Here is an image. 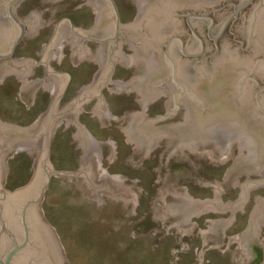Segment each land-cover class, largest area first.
<instances>
[{
  "label": "water",
  "instance_id": "water-1",
  "mask_svg": "<svg viewBox=\"0 0 264 264\" xmlns=\"http://www.w3.org/2000/svg\"><path fill=\"white\" fill-rule=\"evenodd\" d=\"M22 1L0 0V264H68L42 206L56 174L79 176L90 202L104 205L98 193L105 192L125 207L133 205L138 216L133 187L121 176L108 177L116 192L95 186L92 159L100 163L104 145H110L114 160L118 144L98 142L78 115L98 99L91 117H99L101 127L125 119L127 145H136L141 162L161 142H167L162 159L168 154L169 162L172 156L233 159L223 187L233 179L239 203H220L218 189L216 200L192 199L184 188V195L178 189L167 194L173 201L160 214L156 209L160 223L182 216L172 227L186 225L190 232L182 237L188 239L198 228L192 219L230 213L210 220L207 234L200 232L202 245L213 242L220 249L226 228H235V216L246 214L249 193L264 190V91L256 86L264 82V0H254L216 41L217 49L206 37L209 21L196 22L213 54L200 55L196 64L181 54V47L200 50L182 15L216 11L215 36L226 18L216 6L224 0H26L16 9L25 35L13 14ZM251 1L244 0L222 30ZM205 17L186 16L189 24ZM89 30L93 39L82 43L79 34ZM244 72L257 79L240 87ZM64 117H70L68 128H76L85 156L77 173L52 169L50 139ZM235 245L245 264H264V200Z\"/></svg>",
  "mask_w": 264,
  "mask_h": 264
},
{
  "label": "rangeland",
  "instance_id": "rangeland-1",
  "mask_svg": "<svg viewBox=\"0 0 264 264\" xmlns=\"http://www.w3.org/2000/svg\"><path fill=\"white\" fill-rule=\"evenodd\" d=\"M96 103L99 99L79 117L98 142L118 143L114 160L110 145H104L99 173L121 176L126 186L133 187L138 216H133V205L125 207V202L118 203L105 192L98 193L104 197V205L90 202L79 176H52L42 206L68 264H245L239 245H231L249 229L259 199L264 200V190L249 193L246 214L235 216V228H226L220 249L213 242L202 245L201 233H208L210 220L227 219L230 213L192 219L198 228H192L189 239L182 237L189 228L172 227L182 223V216L160 223L156 209L160 214L173 201H167V194L178 189V195H184V188L192 199L216 200L218 189L220 203H239L241 191L235 190L233 179L223 187L233 159L223 163L222 154L215 156V162L210 157L172 156L169 162L168 154L162 159L167 142H161L158 151L141 162L136 145H127L125 119L101 127L99 117H91ZM64 120L55 139H50L52 169L77 173L83 169L79 157L84 154L75 141L76 128H68L70 117ZM94 181L95 186L106 189L95 176Z\"/></svg>",
  "mask_w": 264,
  "mask_h": 264
},
{
  "label": "flooded vegetation",
  "instance_id": "flooded-vegetation-1",
  "mask_svg": "<svg viewBox=\"0 0 264 264\" xmlns=\"http://www.w3.org/2000/svg\"><path fill=\"white\" fill-rule=\"evenodd\" d=\"M11 1V0H10ZM24 1H26V0H23L20 4H18L15 8H14V12H13V14H14V16L22 23V27H23V29H24V35H25V25H24V22L21 20V19H19L18 17H17V14H16V9L19 7V5H21ZM244 0H240L239 2H238V4H231L230 2H228V0L226 1V0H224L223 1V3L222 4H219V5H217L216 7H219L217 10L218 11H224L225 12V14H226V18H225V20H224V22L222 23V25L220 26V29H219V31L217 32V34H215V36H213V33H214V28H215V24H216V22H215V18H214V16H215V13H216V11H214V10H210V11H205V12H198V11H195V12H186V13H184L182 16L184 17V20H185V23L187 24V28H188V30H189V32L193 35V37L198 41V43L200 44V50H199V52H195V53H190V52H187L183 47H181L182 48V50H181V54L182 55H184L185 57H189V58H191V59H193L194 60V63L196 64L197 62H196V58L197 57H199L200 55H206V53H207V55H211L212 53H210V52H208V51H206V48H205V38L203 37V36H201L197 31H196V28H195V23L196 22H198V21H209V24H208V27H207V29H206V31H207V33H206V37H207V39L208 40H211L215 45H214V48L215 49H217V44H216V41L217 40H220L223 36H225V33L227 32V31H229L230 29L229 28H231V26L233 25V23L234 22H236L238 19H239V17L240 16H242V14H244L248 9H250V8H252L253 7V2H254V0H252L251 1V3L243 10V11H241L237 16H236V18L235 19H233L226 27H225V29L224 30H222V27H223V25L225 24V22L231 17V15L234 13V11H235V9L243 2ZM8 6V5H7ZM7 8V7H6ZM229 9H231V12H229ZM257 8H255L254 9V12H253V16H252V18L250 19V22H252L255 18H253L256 14H257V10H256ZM229 12V13H228ZM188 14H191V15H198V14H200V15H203V16H207V17H205V18H203V19H191L190 20V24L188 23V21H187V18H186V16L188 15ZM5 15H6V17H7V13H6V10H5ZM10 21L12 22V20L10 19ZM65 22H67L68 24H69V28H70V31L71 32H76L77 30L73 27V25L70 23V21L69 20H67V21H65ZM12 24L16 27V29L18 30V28H17V26L12 22ZM189 25H191L192 26V29H193V31L191 30V28L189 27ZM243 26L244 25H246V23H243L242 24ZM100 26V24L99 23H97V25L95 26V28H94V30L93 31H96L98 28H100L99 27ZM119 28L121 29V27H120V25H119ZM121 31V30H120ZM222 31V32H221ZM91 32H92V30L90 31L89 30V32H86V35L84 34H79L80 36H81V38H82V40H83V42L82 43H84V42H86L88 39H93V37L92 36H87V35H91ZM195 34H194V33ZM249 37H251V36H249ZM115 38V32H114V36H113V39ZM174 39V38H173ZM182 39V38H181ZM94 40H96V39H94ZM172 41H170V43H171ZM181 45V44H180ZM242 44H240V48H242ZM249 47L248 48H250V43H249V45H248ZM239 48V49H240ZM216 51V50H215ZM248 51L247 50H245V52L244 53H247ZM210 53V54H209ZM215 53V52H214ZM206 55V56H207ZM212 56H213V54H212ZM167 57H169V53H168V56ZM169 59H171L170 57H169ZM255 74L256 73H250V72H244V73H242V77H241V82L239 81L238 82V84H239V86L240 87H242L243 85L245 86V84H246V82H249L250 81V79L252 78V79H257V76H256V78H255ZM259 85V86H258ZM257 86V90L259 91V93H262L263 91H264V82H260L259 84H257L256 85ZM167 114V113H166ZM168 116H170V114L168 115Z\"/></svg>",
  "mask_w": 264,
  "mask_h": 264
},
{
  "label": "bare ground",
  "instance_id": "bare-ground-1",
  "mask_svg": "<svg viewBox=\"0 0 264 264\" xmlns=\"http://www.w3.org/2000/svg\"><path fill=\"white\" fill-rule=\"evenodd\" d=\"M66 118H68V117H66ZM84 164H85V162H83V166H84ZM92 164H93V168H94L93 172H94V176L96 177V180H98L100 184H103L106 189H108V190H110L111 188L114 189V186L112 185L111 181L108 178L111 176H109V174H107L106 172L99 173V171L101 170V161H100V163H98L97 161L92 159Z\"/></svg>",
  "mask_w": 264,
  "mask_h": 264
}]
</instances>
